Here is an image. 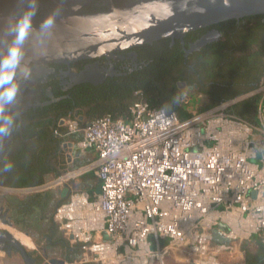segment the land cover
<instances>
[{
  "label": "built area",
  "instance_id": "1",
  "mask_svg": "<svg viewBox=\"0 0 264 264\" xmlns=\"http://www.w3.org/2000/svg\"><path fill=\"white\" fill-rule=\"evenodd\" d=\"M258 92V126L225 104L184 119L144 100L129 121L65 120L82 131L76 147L98 154L100 192L73 190L54 213L85 244L77 263L164 264L184 247L193 264H221L237 243L264 242V81Z\"/></svg>",
  "mask_w": 264,
  "mask_h": 264
},
{
  "label": "trees",
  "instance_id": "2",
  "mask_svg": "<svg viewBox=\"0 0 264 264\" xmlns=\"http://www.w3.org/2000/svg\"><path fill=\"white\" fill-rule=\"evenodd\" d=\"M46 1L0 0V10L14 15L39 17L49 10L48 2L53 3ZM55 1L72 5L86 0ZM100 1L94 0L84 5L79 12L106 10L107 7L97 4ZM131 1L134 0H113L117 6ZM40 3L44 12L40 9ZM64 12L60 8L54 10L55 15ZM215 29L218 36L215 35L199 48L193 47ZM187 49H191L189 54ZM130 50H136L134 52L138 54L135 67L128 63L120 74L109 75L99 84L82 82L62 100L30 109L22 117L14 118L12 145L0 159L1 185L39 186L89 162L81 157L80 150L75 152L76 158L71 162L66 159L63 144L69 140L78 141L82 133L71 132L68 125L61 124L63 119L75 120L82 128L93 119L106 115L129 121L132 117L131 107L138 100L146 101L151 107L176 111L181 118H189V108L180 101L184 83L206 98L199 112L225 104L223 110L228 114L253 126L259 125L261 93L258 89L264 81V14L222 21L190 31L185 43L181 39L167 37L125 49L122 53L126 55ZM72 184L74 190L88 189L98 185V178L89 174L74 179ZM67 199L48 189L24 198L9 197L8 200L12 219L18 228L34 238L39 235L41 239L48 240L51 246H62L65 259L72 263L81 260L86 249L85 244L72 243L65 237L54 220L56 208ZM255 237L259 243L257 251L250 249L248 240L242 244L244 264H264V242L261 237ZM5 250L8 253V249ZM15 251L13 248L8 256ZM31 254L38 264L43 262L44 257L39 252ZM0 260V264H3V259Z\"/></svg>",
  "mask_w": 264,
  "mask_h": 264
},
{
  "label": "water",
  "instance_id": "3",
  "mask_svg": "<svg viewBox=\"0 0 264 264\" xmlns=\"http://www.w3.org/2000/svg\"><path fill=\"white\" fill-rule=\"evenodd\" d=\"M87 2L60 4L68 12L39 17L0 10V64L4 60L11 63L70 64L98 57L109 60L113 57L126 58V55L119 54L125 49L167 37L185 42L190 31L222 21L264 14V0H134L120 6L111 2L106 10L97 12H79ZM215 35H219L217 29L211 30L193 47H201ZM13 50L18 54L15 58L11 56ZM97 72L99 77L82 71L76 78L79 83L99 84L109 75L120 74V70L113 65L110 68L99 67ZM14 113V108L0 111V118L6 120L8 134L0 148V159L9 151L14 139L11 121ZM61 124H65L64 119ZM68 145L72 146V143L66 142L63 147ZM59 192L62 197L69 196L70 188L66 185ZM0 219L9 227L15 225L8 216V210H4L1 204ZM0 248H8L9 251L14 248L25 264H38L24 243L7 228L0 227ZM46 264L77 263L51 258Z\"/></svg>",
  "mask_w": 264,
  "mask_h": 264
},
{
  "label": "flooded vegetation",
  "instance_id": "4",
  "mask_svg": "<svg viewBox=\"0 0 264 264\" xmlns=\"http://www.w3.org/2000/svg\"><path fill=\"white\" fill-rule=\"evenodd\" d=\"M51 1L53 3L48 2L49 10H45V15L54 13L55 8L63 9L58 2L55 0ZM92 1L94 0H88L85 6ZM111 2H113V0H101L97 4L100 7H107ZM40 7V9L44 12L41 3ZM63 10L68 12L66 9ZM30 12L33 13V9H31ZM123 51L119 54L124 55V53H122ZM134 51L136 50H130L127 52L126 57L129 60H126L123 57H113L111 60L107 57H98L79 60L70 64L11 63L4 60L3 64H0V77L7 76L11 80V84L6 85L5 87H0V111H7L11 108L15 109V113L11 117L12 125L14 126L13 123L15 121V117L20 118L30 109L52 105L62 100L64 97H67L72 88L82 84L79 83L76 78V75L82 71L87 73L90 72V74H93L94 77H99L97 72L99 67L110 68L111 65H113L115 69L121 70L125 68L128 63H132L135 67L138 60V54L135 52V55H131ZM186 51L187 54H189L191 49H187ZM5 61H7V63H5ZM107 72H104V74H107ZM181 87L191 88L192 86H187L184 83ZM10 88L15 89V95L11 101L7 100L5 97V93ZM7 135L6 120L1 117L0 148L5 144ZM52 203L55 204L56 201L53 200ZM48 260L49 259H47V261Z\"/></svg>",
  "mask_w": 264,
  "mask_h": 264
},
{
  "label": "crops",
  "instance_id": "5",
  "mask_svg": "<svg viewBox=\"0 0 264 264\" xmlns=\"http://www.w3.org/2000/svg\"><path fill=\"white\" fill-rule=\"evenodd\" d=\"M190 112V116L191 117L193 115V113L198 112L199 111H195V112H191V110L189 109ZM78 132H81V130H79ZM76 142L77 141H67V143H72V146L68 145L66 149H68L69 151L72 152V159L74 160L76 158L75 156V152L77 150H80L76 147ZM81 152V157L87 159L89 162H87V164H84L80 167L75 168V170L73 172H70L67 176H63L62 178H58V179H51L48 180L46 183L39 185V186H33V187H9V186H4L0 184V204L3 207V209H7L8 210V216H10L12 218L11 215V211L12 209L10 208V204H9V197H15V198H24L27 195L34 193V192H39V191H44V190H48V189H52L55 190L57 192V194H59L61 197L62 195L60 194L59 190L60 189H64L66 187V184H68L69 188H70V194L72 193V191L74 190L72 188L73 184L72 181L78 177L81 176H88L89 174H93L97 177L96 175V165L98 162V154L95 150L93 149H88V150H80ZM71 159V160H72ZM98 178V177H97ZM55 188V189H54ZM81 191H84L86 193L89 194L90 197L94 198L97 196V194L100 192V180L98 179V185L88 188V189H80ZM69 194V196H70ZM66 196V197H69ZM68 200V199H67ZM13 220V219H12ZM15 223V222H14ZM16 227L19 230V234L21 231L20 228H18V226H16V224L11 227L14 228ZM25 233L26 236L30 235L27 231H23ZM63 234L65 235V237H67L68 239H70V241L72 243L75 242V240L73 239V237H71L70 235L65 234V232H63ZM39 237V235H36L35 237ZM34 237V236H33ZM22 239V238H21ZM46 240V239H45ZM220 238H218V236H216V241H219ZM254 241L256 243L257 249L259 248V243L257 241V238L254 236L251 239H249L248 241ZM23 243V239L21 240ZM48 241V240H47ZM166 242V241H165ZM47 246H49V248H51V252H46L45 254H43L44 256V260L46 259H50V257L52 258H65V250L63 249L62 246L60 245H56V246H51L49 245V242H46ZM244 242H240L237 243V251H243L242 250V244ZM24 245L26 246V244L24 243ZM27 247V246H26ZM28 249V248H27ZM62 249V253L60 254L59 250ZM257 251V250H256ZM232 254H223L221 257V261L224 257H229ZM49 257V258H47ZM172 257L173 259H175V261L177 262H188L190 261V255L189 252L186 248H179V249H172L171 253L169 256L166 257L164 264H167L168 258ZM43 260V261H44Z\"/></svg>",
  "mask_w": 264,
  "mask_h": 264
},
{
  "label": "rangeland",
  "instance_id": "6",
  "mask_svg": "<svg viewBox=\"0 0 264 264\" xmlns=\"http://www.w3.org/2000/svg\"><path fill=\"white\" fill-rule=\"evenodd\" d=\"M180 95H181L180 96L181 103L186 105L191 110V112L198 111L199 107H201V105L206 102V98L202 94H200L196 90H194L193 87H191V88L183 87L181 89ZM64 152H65L66 159L69 162H71L73 160L72 159V152L66 148H64ZM74 170L75 169H71L68 171V173L73 172ZM66 185H68V184H66ZM75 190H80V189L77 188ZM69 198H70V196L68 197V199ZM0 227L7 228L8 230L12 231L18 239H20V240L23 239L24 243L26 244V246L30 252L37 251L41 255L45 254L46 252H51V248H49V246H47V243H46L47 240H45V239L38 238V236L36 238H34L31 235L26 236L23 231H21L19 234L18 233L19 230L16 227L11 228V227L5 225L1 221V219H0ZM249 247L253 252L258 250L256 243L253 240L249 242ZM59 251H60L59 252L60 254L63 252L62 249ZM9 252H11V251H8V253ZM8 253H7V250L0 248V258L3 259V264L4 263H6V264H25L21 258V255L18 252L15 251V252L9 254V256H8ZM5 257H8L9 260L6 259ZM47 258H49V257H47ZM50 258H52V257H50ZM59 258H62V257H59ZM62 259H65V258H62ZM46 261H47V259L44 260L41 264H46ZM77 262L78 261L76 260L75 262H72V263H77ZM0 263H2L1 260H0ZM244 263H245L244 251H236L231 256L224 257L221 261V264H244ZM167 264H193V263L191 261L183 262V263L177 262V261H175V259L170 257V258H168Z\"/></svg>",
  "mask_w": 264,
  "mask_h": 264
},
{
  "label": "clouds",
  "instance_id": "7",
  "mask_svg": "<svg viewBox=\"0 0 264 264\" xmlns=\"http://www.w3.org/2000/svg\"><path fill=\"white\" fill-rule=\"evenodd\" d=\"M47 23H51V21H48ZM18 54L16 53L15 50L12 51L11 56L12 57H16ZM5 63H7V61H5ZM11 84V80L7 77V76H2L0 77V87H5L6 85ZM15 95V89L14 88H10L6 93H5V97L7 100L11 101L14 98Z\"/></svg>",
  "mask_w": 264,
  "mask_h": 264
}]
</instances>
